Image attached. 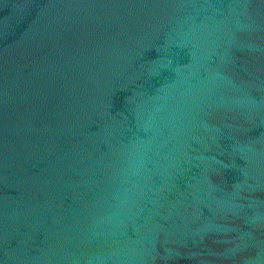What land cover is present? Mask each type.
Here are the masks:
<instances>
[{
  "label": "water",
  "instance_id": "obj_1",
  "mask_svg": "<svg viewBox=\"0 0 264 264\" xmlns=\"http://www.w3.org/2000/svg\"><path fill=\"white\" fill-rule=\"evenodd\" d=\"M0 264H264V0H0Z\"/></svg>",
  "mask_w": 264,
  "mask_h": 264
}]
</instances>
